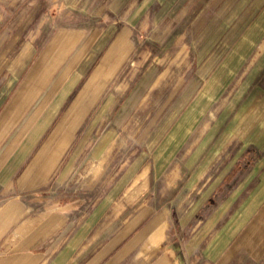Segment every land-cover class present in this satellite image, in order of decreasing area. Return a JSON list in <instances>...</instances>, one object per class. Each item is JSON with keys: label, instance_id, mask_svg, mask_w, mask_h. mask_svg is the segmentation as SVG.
I'll use <instances>...</instances> for the list:
<instances>
[{"label": "crops", "instance_id": "obj_1", "mask_svg": "<svg viewBox=\"0 0 264 264\" xmlns=\"http://www.w3.org/2000/svg\"><path fill=\"white\" fill-rule=\"evenodd\" d=\"M118 1L104 24L48 14L41 0H0V264H264V71L239 104L256 106L250 126L240 119L228 147L192 154L190 179L182 164L173 180L166 168L153 182L136 178L148 165L119 162L115 145L133 108L166 89L163 62L184 82L146 141L163 138L168 109L198 85L196 63L169 54L186 31L202 61L226 44L228 65L252 53L262 61L264 0Z\"/></svg>", "mask_w": 264, "mask_h": 264}, {"label": "rangeland", "instance_id": "obj_2", "mask_svg": "<svg viewBox=\"0 0 264 264\" xmlns=\"http://www.w3.org/2000/svg\"><path fill=\"white\" fill-rule=\"evenodd\" d=\"M43 4L48 6V14H55L64 17V14L70 13L71 16H79L81 20L86 21L102 18L103 23L106 24L112 18L115 17L116 12L111 10L113 4H116V0H41ZM130 0H119L118 6L127 5ZM223 0H218V3ZM138 3V2H137ZM64 5V8L62 6ZM69 10V11H68ZM199 14V32L206 26V20L208 19L205 14ZM151 15L153 13L151 12ZM157 16V14H156ZM164 29L153 27L151 30L152 36L162 34ZM206 31V29L204 28ZM242 29H232L231 35H236ZM144 33L139 32V35ZM136 34L134 33L133 36ZM177 44L170 45L169 54L170 57L174 55V52H180V56L184 59L183 65L185 67H191L195 62L198 71L202 73L199 75L195 88L191 91L183 92L182 98L178 102L179 105L174 108H169L167 112V124L163 125V131L161 130V140L146 141L147 136L154 131V121L162 115V112L168 105L173 103L174 97L178 94L179 87L182 86L184 78L180 75H175L173 66L170 69L168 63H162V67L170 71L171 75H165L162 79V86L165 90H156L147 97L145 102L138 108H133V115L131 116L130 124L125 125L120 123V128L124 130L119 135L118 141H115L119 149L118 160L121 162L123 159L128 158L130 164L143 163L148 165L150 171L141 173L136 171V178L138 176H144V178L150 179L152 182L158 180V175L161 170L162 176H166L167 179L173 180L177 175L181 176L178 172L172 174V169L175 164H182V175L184 178L190 179L194 172L190 166L183 168V165H189L191 162L192 154L194 155L199 149V153L204 155L209 149L214 151L215 149L228 147L231 141L228 131H238V127L241 121H247L249 127L250 121H253L256 116V106L253 104L246 108V110H239V104L245 101V99H254L256 93L255 83H261V76L256 77L260 71H264L262 61H255L254 54L247 60L236 59L235 63L228 65L227 61L222 60L228 50V45H220L218 51L215 53V57L209 62L201 60L196 56L195 48L192 49L191 35L189 31H186L182 35V40H177ZM196 47V46H195ZM197 57V58H196ZM168 62V61H167ZM225 64V65H224ZM183 66V67H184ZM224 66V68H223ZM185 67L181 71H188ZM169 68V69H168ZM190 71V70H189ZM246 71H252V74L245 76ZM264 78V77H263ZM213 82V83H212ZM208 83H211L212 89L209 92L210 101L204 102V109L197 117L189 115L188 111L191 106L196 104L201 91L206 87ZM248 90L245 91V87ZM189 115V116H188ZM188 118L187 125L182 123L184 118ZM151 119L150 122H148ZM252 125V124H251ZM98 126V125H97ZM149 131H151L149 133ZM210 134V138L207 135ZM175 136L174 139L173 137ZM198 136V139H194ZM172 137V138H171ZM207 137V138H206ZM212 137V139H211ZM149 138V136H148ZM171 138V139H170ZM148 140V139H147ZM154 142V143H153ZM147 143V146L145 145ZM152 143L151 145H149ZM234 142L232 141L231 144ZM146 146V147H145ZM147 147L150 148L149 152ZM203 156L196 157L193 163L203 164L205 163L201 159ZM201 160V161H200ZM194 166V165H193ZM161 176V179H162ZM142 178V177H141ZM158 188L152 189V196L158 197ZM173 196V193L169 189L167 192L168 199Z\"/></svg>", "mask_w": 264, "mask_h": 264}]
</instances>
